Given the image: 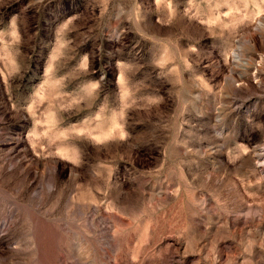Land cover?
Returning a JSON list of instances; mask_svg holds the SVG:
<instances>
[{
    "label": "rangeland",
    "instance_id": "1",
    "mask_svg": "<svg viewBox=\"0 0 264 264\" xmlns=\"http://www.w3.org/2000/svg\"><path fill=\"white\" fill-rule=\"evenodd\" d=\"M263 155L264 0H0V264H264Z\"/></svg>",
    "mask_w": 264,
    "mask_h": 264
},
{
    "label": "bare ground",
    "instance_id": "2",
    "mask_svg": "<svg viewBox=\"0 0 264 264\" xmlns=\"http://www.w3.org/2000/svg\"><path fill=\"white\" fill-rule=\"evenodd\" d=\"M259 157H260V156H259ZM262 159L264 160V155H263Z\"/></svg>",
    "mask_w": 264,
    "mask_h": 264
}]
</instances>
